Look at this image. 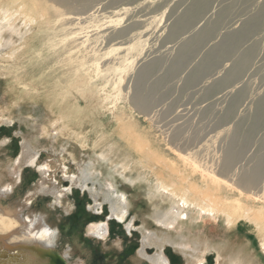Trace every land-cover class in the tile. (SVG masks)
I'll return each mask as SVG.
<instances>
[{
    "label": "rangeland",
    "instance_id": "1",
    "mask_svg": "<svg viewBox=\"0 0 264 264\" xmlns=\"http://www.w3.org/2000/svg\"><path fill=\"white\" fill-rule=\"evenodd\" d=\"M19 1L0 0L2 16L21 10L20 16L15 15L20 24L14 26L22 32L21 37L14 36L17 42L0 48V54L5 53L0 55V165L13 167L20 159V121L37 137L43 136L44 127L54 135L60 126L54 139L58 147L68 148L64 152L68 164L63 165L67 168L70 164V174L77 170L74 160H91L92 170L114 189L121 184L139 210L124 214L123 220L112 216L108 203L99 212L94 210L90 193L72 187L64 178L65 172L56 170L55 157L47 151H53V144L46 137L38 138L47 148L41 150L39 164L26 167L23 183L0 199V214L16 208H22L26 215L45 212L51 225L59 228L55 252L69 258L70 264H148L138 256L142 217L147 215L151 230H156L160 226L149 217L154 208L176 205L200 214L201 237L239 239L264 261V200L245 193L226 178L202 174L194 167L201 164L200 154L211 163L212 158L228 157L233 143L240 146L239 160L245 165L264 158V0H62L60 5L50 0H27L25 8ZM28 10L34 13L29 27L21 22ZM60 13H66L64 24L75 29L77 39L69 44L59 65L60 49L50 44L60 42L52 34L61 26ZM42 14L45 19H41ZM13 20L1 26L3 39L11 37ZM127 28V35H121ZM75 51L78 54L74 56ZM111 51L112 63L115 59L117 64L106 68L102 66L103 55ZM126 54L128 62L121 61ZM78 65L82 89L76 95L70 80L69 93L57 101L62 70L71 75ZM105 78L118 82L110 94L104 89ZM94 90L93 100L89 96ZM136 96L156 99L150 113H140L128 103L126 98L135 100ZM257 122L260 124L255 128ZM66 124L70 130L62 126ZM40 126L43 131L37 135ZM176 128L180 132L177 139L181 138L177 146L171 140ZM135 133H141L144 142H136ZM193 137L198 140L197 153L184 150L193 146ZM153 157L160 159L158 169L151 162ZM242 163L234 168L239 169ZM41 165L51 170L46 185L55 181L62 187L61 195L69 189L71 200L37 194L31 197L32 205L25 204L40 180ZM134 192L135 197H131ZM57 201L71 206V211L55 205ZM137 211L139 218L129 229ZM181 222L186 226L184 219ZM102 223L110 228L106 239L89 233L90 226ZM185 226L168 227L176 235L177 229L185 230ZM10 237L0 240V264H24L17 254L23 247L10 251L5 246ZM167 249L171 264H184L180 253L170 246ZM148 252L153 255L154 247ZM205 255L198 256L203 260L197 264H216L215 253Z\"/></svg>",
    "mask_w": 264,
    "mask_h": 264
},
{
    "label": "bare ground",
    "instance_id": "2",
    "mask_svg": "<svg viewBox=\"0 0 264 264\" xmlns=\"http://www.w3.org/2000/svg\"><path fill=\"white\" fill-rule=\"evenodd\" d=\"M50 1L52 3L57 2V4L60 5L62 0H50ZM19 3H20L19 6L22 5L23 8H25V6L27 7V5H26L27 0L19 1ZM15 6H17V5H15ZM28 11H30V10H28ZM7 12L3 16L0 15V28L3 25L9 24L10 20L12 22V20L14 19L13 20V29H12L13 31L11 30L12 35L10 38L6 37L7 39H3L1 30H0V48L1 49L7 47L10 43L13 44V43L17 42V39H16V41H14V39H15L14 36L17 35V37H21V33H22L20 28L18 30L14 26V24H16V23L20 24V22H17V21H19V19L17 17H15V15H17V14L19 15L21 13V10H18L15 12L10 11L8 14H7ZM58 12H62V11H60V9H59ZM58 15L60 16V19H61V22H60L61 26H60L59 30H57L56 32H52V34L57 35L56 39H58V40L60 39V42L59 41L57 42V40H54V42H52L50 44V46L51 47L57 46V48H53V49H57L58 51L60 49V52L57 51L58 54L60 53L59 57H57L58 64L60 65L64 60V58H63V60L60 58L67 55V52H68L67 50H69V48H68L69 44L72 45L73 42L75 41V39H77V37L74 34L75 29H72L71 27L67 28L66 24H64V23H66L65 22V18L67 16L66 13H65L66 16L64 15V13H60ZM33 16H34V13H32L30 11V12H28V14L26 15L25 18H23L21 16L23 19L21 22H23L25 26H28L29 25L28 22L29 23L33 22V19H34ZM41 16H42L41 19H45V14L44 15L42 14ZM175 28H176V26H175ZM25 30H27V29L25 28ZM129 30H130L129 28L125 29L121 33V35H123V36L127 35ZM11 31H9V33ZM31 32H32V30H31ZM139 42L140 41H138V43ZM79 45H80V43H79ZM136 45L134 44L132 46H129V50L134 49V47ZM75 46L76 45H74V48H75ZM61 49L64 52L63 54L61 53ZM116 50H118V49H116ZM116 50H113V51H116ZM75 52L73 53L74 56H75V54L76 55L78 54L77 53L78 51H75ZM112 53L113 52L111 51L110 53H108V54L106 53V55H103L104 57H103V65L102 66H104L106 68H110V67H113L117 64L115 59L113 60V63H112V56L110 55ZM3 54H5V53L3 52L0 55H3ZM127 56H128V54L124 55V57L121 58V61L125 60L126 62H128ZM78 62H79V60H78ZM79 68H80V65L73 67L72 68L73 74L71 73L72 71L70 72V70H69L71 75L65 71L66 69L62 70V75L59 78V80L61 79L60 80L61 83L58 87L59 100H57V101H60V100L62 101L61 97L63 98V96H65V94L69 93L68 89L70 87H68L67 84H69L68 82L70 80L71 81L73 80V82L71 83V85L74 86V89H75V92L74 91L73 92L76 93V95L79 94L77 92L82 89L81 81L83 78L82 74H81V69L79 70ZM115 68H117V67H115ZM52 69H54V68H52ZM55 69H57V68H55ZM75 73H77V74H75ZM79 73H80V75H79ZM118 78H119V75H118ZM121 79H123V77ZM31 80H33V79H31ZM113 81L114 80L111 81V80L106 79V78L104 79V84H103L104 89L109 94L113 92L114 88L116 87V83H118L116 81L115 82H113ZM238 82H239V80H238ZM138 83H139V81H138ZM118 90H123V89L119 88ZM95 96H96V90H94L93 93L90 94L89 98L94 100ZM77 97L79 98V96H77ZM140 97L141 96H136L135 100H132L131 98H126V99H127L128 103L129 104L132 103V105H134L136 107V109L138 111H140V113L141 112L142 113H148V112L150 113L151 112L150 107H152V105H154L156 99L154 97H152V98H146L144 100H140ZM50 103H53V102H50ZM48 107L50 108L51 104H50V106L48 105ZM236 107H237V105H236ZM56 109L57 110L60 109L59 104L56 105ZM34 111H35V109H34ZM34 113H36V112H34ZM58 113H61L64 118L67 117V115H63V112H61V111H59ZM58 116H60V115H58ZM31 118L32 117H28L29 120ZM55 118H56V115H55ZM58 119H60V118H58ZM52 122H56V121H52ZM29 123L31 124V122H29ZM23 124H26V123L24 121H20L19 135L22 136V153H21L19 161L16 164H14L13 167H11L9 165L8 166H2V164L0 165V199L7 197L8 195L14 193L15 189L18 188V185L23 183V179H24L23 175L25 174V171H27L26 167H28V166L37 167L36 165L39 164V162H40L39 158L41 156V152H42L41 150L47 149L43 146L42 142L38 141V138H40V140H42L43 138L45 139L46 137H48L49 140L51 141V144H53L51 146L53 148V151H50L49 149H47V151L55 157L54 161L57 164L56 170L65 172L64 178H66L67 180L70 181V183H72V187L77 186V187H80L81 190H83V191L87 190L90 193V195L93 198V201L95 203L94 210L99 212L100 208H102L105 203H108L110 206L112 216L119 218L120 220H123L125 218L124 216L129 215V213L131 211L135 212L136 209L139 210L138 207L134 206L133 202H131L132 198H129L126 196L125 190H122L121 184H119L120 185L119 187H121V188L114 189L111 182H107L108 180H106L103 175L97 174L99 172L95 173V171L92 170V161L91 160H86V161L81 160V159H78L77 161L74 160L76 163L77 170H76L75 174H70V172H69L70 171V169H69L70 164L67 168H65V164H66L67 160L64 159V152H67L68 148L66 146L58 147V145L56 143L57 140L54 139L55 138L54 135L58 134L59 131H61L60 126H58V128L56 127V130L54 131V133H55L54 135L50 134L48 132L49 130L45 127H44V131H43L42 127L40 126L36 130V134L40 135V131H43V134H42L43 136L37 137L34 134L33 130H31V131L25 130V127L22 126ZM57 124H59V123H57ZM176 124H177V122H176ZM259 124L260 123L257 122L254 127L256 128ZM25 126H27V125H25ZM62 126L65 127L66 130H67V128H68V130L71 129L70 126H67V124L62 125ZM185 127H186V125H185ZM222 131H220V132H222ZM179 133L180 132H178L177 128H176V130L174 131L173 139L171 138V140H173V144H175V146H177V140L181 139V138L177 139V135ZM239 135H240V133H239ZM211 137H213V136H211ZM48 138H46V139H48ZM134 139L139 144L144 142L142 140L141 133H139V135H137L135 133ZM191 140L193 141V143H191L193 146L188 145V146L184 147L185 145L183 143L184 150H187V151L193 152V153L194 152L197 153L196 151L199 150V149H197V147H199V146L196 147V145L198 144V140L196 137L191 138ZM69 155H70V153H69ZM227 155H228V157H226V158H217V157L212 158V160L214 161L212 163L210 161H208L206 158H204V155H201V154H200V156L195 155V156H198L197 158L199 159L201 164H197V166H194V167L198 172H200L202 174H208L210 176L214 175L217 178H220V180L226 178V179L230 180L234 184V186L238 187L239 189H241L245 193L257 196L259 199L264 200V158L258 162H256L255 160H252V161L250 160V161H248V163L246 165L243 164L239 160L241 158L242 151H241L240 146L236 145V143H233L230 145V148L227 152ZM0 162H1V160H0ZM64 162H65V164L63 165ZM151 162H152V164H154L155 169H158L156 164L161 163L160 159H156L154 157L151 159ZM240 163H242V167H240L239 169L234 168V165L237 164V166H238V164H240ZM125 166H126V164H125ZM128 166H129V169H131L130 165H128ZM38 170H39V174H40V180L35 185V189L30 192L29 196L25 200L26 205H30V204L32 205L33 203L31 202V200H32L31 197H32V195H37V194L38 195L39 194H53L57 199H59L60 196H65V197H68L69 200H71L70 197L67 196L69 189L64 191L63 194L61 195L60 193L62 192V187L57 185V183L55 181H53L50 186L46 185V182L48 181L49 175L51 173L50 167L41 165V166H38ZM126 170H127V168H126ZM108 183L111 185L110 189L108 188L109 187L107 185ZM157 185L158 184L156 182V186ZM113 191H115V192L113 193ZM130 196L135 197V192L131 193ZM55 205H59L66 212H68L69 210L71 211V206H69L68 204L63 205L59 201H57V203H55ZM1 214H0V240H1V242H3L4 236H11L9 241L7 242L8 244H5V246L8 247V249H10V251H12V247H23V249L17 253L19 256V258H18V256H17V258L21 263H24V264H70L69 258L67 259V258L59 257V256H57V254L55 252V248H57L59 245L57 243V239L59 237V228H58V226L56 227L55 225H51V218L47 214H45V212L44 213L43 212L36 213L34 211V213L32 212V214L26 215L22 208H16L13 212H10L7 215H1ZM124 214H126V215H124ZM142 215H143V213H142ZM147 217H148L147 215L142 217V221H143L142 222V228H141L142 248L139 251L138 256L141 259L147 260L148 264H171V260H170L169 256L167 255V250H168L167 247L168 246H170L173 250L177 251V253L181 254V257L183 258L182 261L184 264H197L198 261H202L203 259H200L198 257L201 253H204V254L206 253L204 258H206V256L210 253H215L216 254V264H264V261H262L261 259H257L256 258L257 254L253 251L248 250V248H247L248 245H246L245 243H243V241H240L239 239L226 240L224 238H214V239L210 240L207 237H201L200 236L201 230H200V227L198 225V221H199L198 218H200V214H193L192 209H188V208L184 209V208H181V207L176 206V205L173 208L168 207L167 209L164 207L154 208L152 215L149 217H152L153 219H155V221L160 226V228H157L156 230H151V224L147 220L148 219ZM137 218H139L138 211H137V215H134V217H132V220L128 225L129 229L135 227V219H137ZM183 219H184L185 224H186V226L184 225L186 227V229L185 230L182 229V231H179L177 229V233H176V235H174V233L171 231V229L168 226H174V225L176 226L177 225V228H184V226L181 222V220H183ZM255 228H257V227H255ZM167 229H169V230H167ZM89 233H91V235L95 236L96 238L106 239L110 235V228H109V225L107 223L96 224V225L90 226ZM153 247L155 249V252L153 255H150L148 252V249L153 248ZM0 248H1V246H0ZM1 255L3 256V254H0V257H1Z\"/></svg>",
    "mask_w": 264,
    "mask_h": 264
},
{
    "label": "water",
    "instance_id": "3",
    "mask_svg": "<svg viewBox=\"0 0 264 264\" xmlns=\"http://www.w3.org/2000/svg\"><path fill=\"white\" fill-rule=\"evenodd\" d=\"M57 254V253H56ZM58 255V254H57Z\"/></svg>",
    "mask_w": 264,
    "mask_h": 264
}]
</instances>
